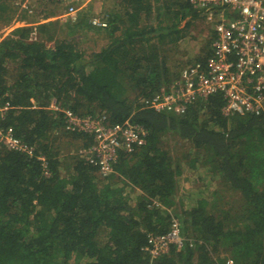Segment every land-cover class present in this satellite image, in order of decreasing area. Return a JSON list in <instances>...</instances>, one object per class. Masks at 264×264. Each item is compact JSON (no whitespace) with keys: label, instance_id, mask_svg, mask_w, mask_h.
I'll return each mask as SVG.
<instances>
[{"label":"trees","instance_id":"16d2710c","mask_svg":"<svg viewBox=\"0 0 264 264\" xmlns=\"http://www.w3.org/2000/svg\"><path fill=\"white\" fill-rule=\"evenodd\" d=\"M120 5L103 15L106 28L90 19L77 25L49 21L0 38V94L8 93L14 107L6 125L36 151L29 158L0 144V264H153L145 251L148 235L167 234L174 219L184 247L172 246L157 264H264V108L260 115L225 116L222 94L198 100L184 113L146 107L181 75L172 73L162 52L174 54L189 42L190 22L202 14L190 0ZM4 11H11L7 0L0 3ZM210 27L208 50L197 61L213 55L216 31ZM64 28L69 37L57 39L55 32ZM86 28V35L105 41L99 52L88 55L73 42L72 32ZM12 60L21 65L14 81L8 79ZM53 100L81 116L105 114L112 124L141 125L145 144L121 152L113 174L103 178L77 151L61 157L62 138L81 140L85 149L95 139L64 132L63 121L47 109ZM172 139L185 144L182 153L170 151ZM186 169L200 179L212 173L242 207H233V197L220 187L200 193L195 204L185 195L178 207Z\"/></svg>","mask_w":264,"mask_h":264},{"label":"built area","instance_id":"2783aa9c","mask_svg":"<svg viewBox=\"0 0 264 264\" xmlns=\"http://www.w3.org/2000/svg\"><path fill=\"white\" fill-rule=\"evenodd\" d=\"M55 1L67 7L59 20L74 24L79 22L81 16L76 5L72 4L74 0ZM190 2L216 31L213 55L183 68L180 78L171 88L145 101L146 107L184 113L189 105L198 100L222 94L226 99L223 108L225 116L260 115L264 108V0ZM90 23L94 27H107L103 16L92 17ZM7 97L8 93L5 96L0 94V144L9 151L32 158L36 153L35 147L20 138L13 126L6 125L10 111L14 109ZM47 109L53 113L54 119L63 121L67 133L93 136L95 143L81 151V157L97 167L98 174L103 178L113 174L121 152H131L145 144L146 129L129 120L112 124L105 114L81 116L55 100ZM38 159L43 164L44 176L50 177L46 157ZM147 242L145 251L150 254L153 264H157L156 260L172 246L184 247L180 222L174 219L167 234H150Z\"/></svg>","mask_w":264,"mask_h":264},{"label":"rangeland","instance_id":"374dc122","mask_svg":"<svg viewBox=\"0 0 264 264\" xmlns=\"http://www.w3.org/2000/svg\"><path fill=\"white\" fill-rule=\"evenodd\" d=\"M2 0H0L1 3ZM21 1V2H20ZM20 2V3H19ZM74 5H76L77 9L79 10V14L82 15L83 18V22L87 23L88 19L90 18V16L92 15H98V16H102L105 15L108 11L113 10L114 8H116L117 11L120 10V0H74ZM19 3V4H18ZM13 8L15 9L16 13H18V15L22 14V13H27L33 17H36L37 21L43 20V18H45L46 16L50 17V13L55 12V16L51 17L50 21H56V19H58L57 21H60L61 24H63V22H61V20H59V18H57V16H61L62 14L65 13V10L67 9V7L61 3L56 2L55 0H15L12 2ZM23 5H26V7H28V9H26ZM33 11L32 13H30L31 10ZM56 10V11H55ZM26 11V12H25ZM36 13V14H35ZM6 15V14H4ZM16 14V17H19ZM94 17V16H93ZM2 20H0V37L1 38H5L4 36L6 35L5 31L6 30L2 23ZM48 21V20H47ZM45 21V22H47ZM82 22V23H83ZM207 23V21L205 19H203L202 17L191 21L190 22V35L187 37L186 40H188L189 42H185L184 48L188 49V46L192 47V56L194 55V53L196 52H201L205 47H209V41H210V32H209V28L208 26H210V24ZM187 25V21H185L182 26ZM66 29V28H65ZM86 32H90L87 30V28L85 29V33ZM92 34V32H91ZM85 35V36H89ZM171 38V37H170ZM174 38V37H173ZM85 42L83 43L84 47H88L89 43L87 42V38H85ZM91 41L96 44L97 48L101 47L102 45L100 44V40H98L97 36L93 35V38L91 39ZM86 44V45H84ZM181 45V44H180ZM179 45V46H180ZM181 51H183V48H181ZM208 49L205 50V53ZM92 49H87V54H92ZM200 52L196 57L200 56ZM185 53V52H183ZM181 56H183L184 54H180ZM205 55V54H204ZM185 56V55H184ZM193 58V57H192ZM17 73V72H16ZM16 73H13V75H16ZM169 145L171 147L170 151L171 152H183L185 149V144L182 141H175V140H169ZM188 151L191 150L190 145H188ZM203 174V173H202ZM189 176H191L192 180H186V178ZM209 175L206 174V179L201 182V181H197L195 179H199L197 174L194 172H190L187 169L184 171V174L182 176L179 177V181L181 184V188L177 197V206L178 207H182L183 203H185L187 200H181L182 197H185V195L187 196L186 199H188L189 201H192V204L195 202H193V200L195 199V197H198V195L200 193H210L211 186L213 183L208 181ZM217 184V182H216ZM209 186V187H206ZM211 190H210V189ZM221 189H223V193L227 196V197H233L230 200L232 201V205L233 207L235 206V208L239 209L242 207L243 203L240 197H235L234 194L232 192H230L229 190H224L225 188L221 187ZM201 195V194H200ZM207 195V194H206ZM235 203V204H234ZM180 209L178 208V211ZM232 260H229L228 262H230Z\"/></svg>","mask_w":264,"mask_h":264},{"label":"crops","instance_id":"0c3cea01","mask_svg":"<svg viewBox=\"0 0 264 264\" xmlns=\"http://www.w3.org/2000/svg\"><path fill=\"white\" fill-rule=\"evenodd\" d=\"M13 1H15V0H7V3H9L11 5V11H7V12L4 11L3 13H0V20H2L1 23H2L3 27L6 29V30H4L5 33H6V35L4 36L5 38L14 36L13 35V30H15L16 28H20V27H24V26H29V27H32V26H35V25L37 26L38 23H45V21H47V20H48L47 22H49L51 20V17H54L53 16L54 14L53 13H50L49 14L50 17L49 16H46L45 18H43V20L37 21L36 20V17H33V16H31V15H29L27 13H22V14L18 15V13H16L15 9L13 8V5H12V2ZM74 3L75 2H72L73 5H74ZM113 10H116V8H114ZM113 10H111V11H113ZM4 14H6V15H4ZM16 14L19 17H16ZM80 16H81V18L79 20V23H81L83 21L82 15H80ZM93 16H98V15H92V16H90L89 19H91ZM7 17H10V20L7 19ZM54 18H56V16ZM57 18H59V17L57 16ZM57 20L58 19H56V21ZM51 22H53V21H51ZM61 22H63V21H61ZM63 23H66V22H63ZM72 25H77V24L75 23V24H72ZM0 28H1V25H0ZM208 28H209L208 30L210 31V28L211 27L208 26ZM55 33H56L55 36H56L57 39L58 38H60V39H66L67 37H69L68 36L69 30L67 28L66 29L64 28V31H56ZM72 33L74 34L73 39H76V41L73 40V42L75 44H77L79 46V49L82 50V51H85V50L87 51V49H90L91 48L92 49L91 52H99L102 49L103 44H105V41L104 42L101 41L100 44L102 46L99 47V48H97L96 44H94L91 41V39L93 38V35L94 34H91L90 33L89 36H85L86 33L83 30H82V32L81 31H78V30H75ZM14 37L16 38V36H14ZM35 37L40 40V38H42L43 35L36 34ZM5 38H1V40L5 39ZM32 38L33 39H36L34 37H32ZM85 38H87V42L89 43V46L88 47H84L83 46V43L82 42H85V40H86ZM33 39H31V40H33ZM42 42L48 48H52L54 46L53 41H51V40L42 39ZM84 45H86V44H84ZM180 47L183 48V51H181ZM172 52H174V54H172L171 51L168 52V53L162 52L161 57L164 58L165 56H167V64L170 66V69H171L172 73H174V74L175 73H177V74L178 73H181V71L183 70V68H185L187 66H191V65L199 62V61H197V59L199 57L205 56L204 54H206L205 51L202 50L201 52L199 51L200 52V56L199 57H196L199 54V52L194 53V55L192 56V47L191 46H188V49H185L184 48V43H183V45H180L178 49H172ZM183 52H185V53H183ZM181 53L184 54L185 56L184 55L181 56L180 55ZM20 66L21 65H20V61L19 60H12V61H10V63H8V71H9L8 79L10 77H12V79L14 81V79L18 75V72L20 71ZM13 73H16V75H13ZM8 82L11 84V80H9ZM64 132H66V131H64ZM57 135H59V134H57ZM61 143H62L60 145V147H61L60 148L61 149V157H66V156H68L70 154H74L75 151H77L76 154H78L81 157L82 156L81 155V151L85 150L84 147H81L82 146V141L81 140L80 141H75V138L74 137L68 136L66 138H62ZM58 144H56L57 147H58ZM79 147H81V148H79ZM77 148H79V149L76 150ZM207 175H209V178H213V177H211L212 176V173L208 172ZM205 179L206 178H204V179H200L199 178L198 180L201 181V182H203ZM218 180L219 179H217V178L216 179L213 178V181L214 182L213 181L211 182V183H213L212 186H211V189L212 190L209 188L212 192L215 191L217 187H220L219 185H217L218 184ZM216 182H217V184H216ZM206 187H209V186L206 185ZM225 190H227V189L225 188ZM205 194H208V193L205 192Z\"/></svg>","mask_w":264,"mask_h":264}]
</instances>
